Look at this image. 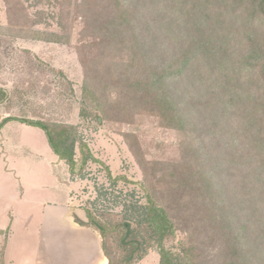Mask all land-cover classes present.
Masks as SVG:
<instances>
[{
	"label": "trees",
	"instance_id": "16d2710c",
	"mask_svg": "<svg viewBox=\"0 0 264 264\" xmlns=\"http://www.w3.org/2000/svg\"><path fill=\"white\" fill-rule=\"evenodd\" d=\"M5 1L17 30L0 34L70 43L64 21L59 32L36 29L21 0ZM66 1L81 25V116L154 117L178 137L176 158L147 160L137 136L122 133L142 173L135 182L113 177L74 125L5 117L0 131L12 121L38 127L70 175L99 164L113 184L141 191L119 221L91 209L86 223L73 219L100 236L107 264H137L149 251L158 264H264V0ZM6 97L0 87V105ZM177 226L214 248V259L171 253L165 244Z\"/></svg>",
	"mask_w": 264,
	"mask_h": 264
},
{
	"label": "rangeland",
	"instance_id": "374dc122",
	"mask_svg": "<svg viewBox=\"0 0 264 264\" xmlns=\"http://www.w3.org/2000/svg\"><path fill=\"white\" fill-rule=\"evenodd\" d=\"M21 3L28 9L30 19L40 21L36 29L59 32L57 23L64 21L69 28L61 33L69 35L71 40L69 44H56L0 34V87L7 93L0 105V118L76 126L79 138L113 177L124 175L135 182L142 180L122 133L137 136L147 160L175 159L178 137L154 117L144 115L134 124H127L81 116L83 69L77 53L81 25L73 6L68 7L66 0H21ZM61 10H69L70 16L60 18ZM12 15L6 1L0 0V28L17 30L16 25L10 24ZM222 179L229 182L224 174ZM141 197L136 186L110 182L99 164L88 163L83 172L70 175L38 127L12 121L1 129L0 232L5 234L0 237V247L3 250L6 244L5 264L44 261L49 256L50 243L65 248L78 243L75 251L80 253L79 244L84 236H73L64 229L70 219L75 224L76 219L86 223L84 210L91 209L109 221H119L129 215L126 206L141 201ZM243 214L239 211L241 219ZM192 235L191 228L177 226L165 247L184 259L199 262L214 259L215 249L191 241ZM96 238L101 243L100 236ZM158 262V255L149 251L137 264Z\"/></svg>",
	"mask_w": 264,
	"mask_h": 264
},
{
	"label": "crops",
	"instance_id": "0c3cea01",
	"mask_svg": "<svg viewBox=\"0 0 264 264\" xmlns=\"http://www.w3.org/2000/svg\"><path fill=\"white\" fill-rule=\"evenodd\" d=\"M69 222L70 223L68 227L64 228L65 230H67L73 236L78 237L81 234H83L84 236V238L82 237L83 239L79 244V246L82 247L81 249L79 248L80 253L77 252L78 243H75L76 246L72 245L69 248H65L63 246L60 247L56 245V243L55 244L50 243L48 248L49 256L44 261H40L39 259H37L36 264H107V260L104 257L101 250V243L100 241L97 240V238L95 239V237L96 236L98 237V235L96 233H93L90 230V228L79 227L78 225L73 223L71 219L69 220ZM58 228L61 227L59 226ZM64 229H58V230H60L61 232ZM4 234H5L4 231L0 232V237L1 236L3 237ZM2 247H0V253H1V260L4 263L5 262L4 258L6 254V244H4L3 250H1ZM76 249L77 251H75ZM59 250L61 251V253L58 252ZM59 254H61V256Z\"/></svg>",
	"mask_w": 264,
	"mask_h": 264
}]
</instances>
